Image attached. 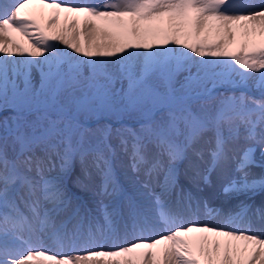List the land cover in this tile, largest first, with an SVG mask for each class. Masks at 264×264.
<instances>
[{"label":"snow or ice","instance_id":"obj_1","mask_svg":"<svg viewBox=\"0 0 264 264\" xmlns=\"http://www.w3.org/2000/svg\"><path fill=\"white\" fill-rule=\"evenodd\" d=\"M9 110L0 264H264V227L232 226L264 221V207L241 202L224 224L186 218L207 208L192 186L233 158L224 193L264 192V174L251 172L264 168V0H0V111ZM113 138L125 152L130 144L135 176L125 178ZM73 185L100 197L103 225ZM129 228L140 235L123 246L98 242ZM44 234L66 250L48 255Z\"/></svg>","mask_w":264,"mask_h":264},{"label":"bare ground","instance_id":"obj_2","mask_svg":"<svg viewBox=\"0 0 264 264\" xmlns=\"http://www.w3.org/2000/svg\"><path fill=\"white\" fill-rule=\"evenodd\" d=\"M6 1L11 2V0H6ZM47 1H52V0H47ZM31 10L36 12L37 14H39L42 11L45 17H47L53 11L51 8H44L38 3H34L31 6ZM64 16H65V13H61V22H63ZM18 38L23 43H25V45L27 46V43H28L27 38H24V37H18ZM120 163H121L120 166L125 170V173H126L125 178L133 177L136 175L135 173L132 172L129 166L131 163L130 159H127V160L125 159V161H123V164H122V161H120ZM257 169L258 170L262 169L264 173V168L257 167ZM224 174L225 173L223 171L222 173L214 177L215 178V179L213 178L214 185H212L211 187L209 183L207 184L199 183L198 186L197 185L192 186L191 190L194 191L193 194L197 196L201 201L206 202L207 208H204L203 206H201L198 212H196L194 215H188L187 218L204 221V222H207L209 225L224 224L227 222L228 214L239 211V205L241 202L253 205V210L256 208L264 207V201H260L257 197L255 198V196L252 194H241L239 196L234 195V194H225L223 191L224 185L227 183L228 180L234 177H227V176H224ZM218 181L220 182L218 184L219 186L217 185ZM184 183L186 186H188V181L186 179L184 180ZM216 186H218L219 188L215 189L214 187ZM259 197H262V196H259ZM99 201H100L99 196H94V198L92 199L91 198L85 199V202L87 203L88 207L93 210V215L96 216L97 221L101 225H103L104 221H103L102 209L99 207ZM208 209H217L220 214L209 213ZM154 216L156 217V220L158 221L156 231H160L161 226L163 225V221H159V217L156 213H154ZM249 225H251L254 229L259 230L262 227H264V221H262L261 218H259V214H257L254 217L250 216V217L245 218L243 221H238L232 226L243 228ZM139 235H140L139 232H132L131 229L129 228V233L127 235L124 234L123 231L118 230L117 235L115 237L105 238V239L99 240L98 242L106 245L104 250H109L111 245L119 244L123 246L126 242L134 241V239ZM144 235L149 236L151 238H155V234L151 232H145ZM38 243L42 244L43 247L52 249V251L49 252L48 255H54L56 254V252H63L66 250L64 246V242L52 236L51 234L42 235ZM37 250H42V249L38 247ZM93 250H99V249L94 248ZM73 254H76V253L73 252ZM80 254H83V253H80ZM42 259H45V258L42 257ZM94 259L103 261V260L111 259V257H96Z\"/></svg>","mask_w":264,"mask_h":264},{"label":"rangeland","instance_id":"obj_3","mask_svg":"<svg viewBox=\"0 0 264 264\" xmlns=\"http://www.w3.org/2000/svg\"><path fill=\"white\" fill-rule=\"evenodd\" d=\"M90 2H93V3H101L102 0H90ZM251 2L258 4L260 2V0H251ZM78 39H80L81 41H83L84 37L81 35V36L78 37ZM33 76H34L35 82L38 84L39 83V73H38V71L34 72L33 73ZM243 90H244L243 86L237 87L235 89H229V91H235L237 94H239V92L240 91H243ZM220 91H224V89L221 88ZM249 94L255 96L256 98H259V96H260L259 91L257 89H255V86L254 85L251 86V89L249 91ZM11 115H12L11 110H9V111H0V120H5L8 117H10ZM101 123H113V122L111 120H103V121H101ZM127 123L131 127H136L135 123L132 122V121H127ZM96 126L97 125H96L95 121L93 123H91V125H90V127H93V128L96 127ZM114 126H117L118 127L119 125H114ZM111 143H112L113 147L116 149V154L120 158V161H122V164H123V161H125V159L126 160L127 159H130V155H131V146H130V144H129V147H128V151L130 152L129 153L128 151L127 152L124 151V149L121 147L120 142H119L118 139L113 138L112 141H111ZM242 143H243V141H241V144ZM255 157L257 159V164H259V161H260V152H259V150L256 151ZM207 161H208V156L206 154L205 155V164L203 165V167H208L209 166V164H208ZM75 167H76V170L79 171V167H80L79 160L76 161ZM257 167H259V166H253L251 168V172H254L253 174L254 175L256 174L255 176H260V175L264 174L263 173V170L262 169L258 170ZM223 171L225 173L224 176H227V177H235L237 175V173L235 171V158H233V160L229 161L223 169L217 168L216 170H214L211 173L210 182H209L210 187L212 185H214L213 184V178L216 177L218 174L222 173ZM56 174H57L56 171H53L50 175L55 176ZM219 183L220 182L218 181L217 182V185ZM218 186H216L214 188L215 189L216 188H219ZM72 191L75 192L78 195H81L84 198H87V197H89L91 199L94 198V196L92 195V193L82 192L75 185L72 186ZM192 192L194 193V191H192ZM254 196H255V198L257 197L260 201H264V192H257ZM259 196H262V197H259ZM187 217H188V214H186V218ZM259 218H260V216H259ZM255 219H256V217H255ZM255 219H253V220H255ZM37 259L43 260L42 257H37Z\"/></svg>","mask_w":264,"mask_h":264}]
</instances>
